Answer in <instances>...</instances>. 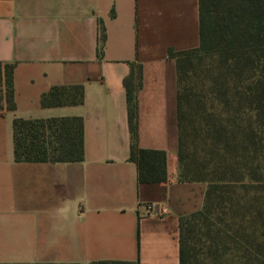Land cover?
Instances as JSON below:
<instances>
[{
  "label": "crops",
  "instance_id": "obj_1",
  "mask_svg": "<svg viewBox=\"0 0 264 264\" xmlns=\"http://www.w3.org/2000/svg\"><path fill=\"white\" fill-rule=\"evenodd\" d=\"M199 45V0H0V62L15 65L16 103L0 109V264H181L180 218L202 207L206 183L180 180L170 51ZM132 64L142 65L137 143L166 152L164 182H139L130 160ZM77 84L81 104H41L51 87ZM75 116L83 160L16 161L14 118ZM149 202L168 213L150 214Z\"/></svg>",
  "mask_w": 264,
  "mask_h": 264
},
{
  "label": "trees",
  "instance_id": "obj_2",
  "mask_svg": "<svg viewBox=\"0 0 264 264\" xmlns=\"http://www.w3.org/2000/svg\"><path fill=\"white\" fill-rule=\"evenodd\" d=\"M199 9L200 45L170 51L177 64L180 180L206 183L202 207L180 218L181 264H189L194 256L193 237L210 224L223 225L221 216L229 210L230 219L240 227V238L257 251L264 249V0H199ZM105 39L102 25L100 53ZM14 67L0 62V109L16 107ZM141 84L142 65L132 64L124 78L130 160L137 164L139 182H164L166 152L137 143L136 91ZM83 99L80 84L53 86L42 94L41 104H81ZM13 137L19 162L84 159L79 116L16 117ZM190 137L202 143L197 160L189 154Z\"/></svg>",
  "mask_w": 264,
  "mask_h": 264
},
{
  "label": "rangeland",
  "instance_id": "obj_3",
  "mask_svg": "<svg viewBox=\"0 0 264 264\" xmlns=\"http://www.w3.org/2000/svg\"><path fill=\"white\" fill-rule=\"evenodd\" d=\"M188 148L192 158H200L202 143L199 139L190 137ZM230 211L221 216L225 220L223 225L210 224L193 237L194 256L189 264H264V249L260 247L257 251L240 238V227L232 221L233 212Z\"/></svg>",
  "mask_w": 264,
  "mask_h": 264
},
{
  "label": "built area",
  "instance_id": "obj_4",
  "mask_svg": "<svg viewBox=\"0 0 264 264\" xmlns=\"http://www.w3.org/2000/svg\"><path fill=\"white\" fill-rule=\"evenodd\" d=\"M146 210L156 216H162L168 213V209L166 206L160 205L155 202H149L146 204Z\"/></svg>",
  "mask_w": 264,
  "mask_h": 264
}]
</instances>
